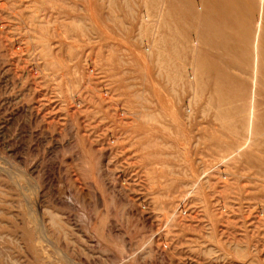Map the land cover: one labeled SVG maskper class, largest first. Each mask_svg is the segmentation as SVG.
I'll return each mask as SVG.
<instances>
[{"label": "rangeland", "instance_id": "rangeland-1", "mask_svg": "<svg viewBox=\"0 0 264 264\" xmlns=\"http://www.w3.org/2000/svg\"><path fill=\"white\" fill-rule=\"evenodd\" d=\"M167 7L0 0V264H264V125Z\"/></svg>", "mask_w": 264, "mask_h": 264}, {"label": "bare ground", "instance_id": "bare-ground-1", "mask_svg": "<svg viewBox=\"0 0 264 264\" xmlns=\"http://www.w3.org/2000/svg\"><path fill=\"white\" fill-rule=\"evenodd\" d=\"M163 3L166 5V2ZM166 10L170 16L175 15L181 24L183 17H191L193 25L197 26L196 32L198 35L201 33L200 39L192 41L195 47L190 52L193 51V61L199 69L198 84L202 83L205 76L214 82L213 95L207 106L214 107L217 99L218 103L223 100L233 107L244 92L243 96L249 95L252 102L251 122L264 125L263 116L254 118L256 109L264 106V0H201L196 7L194 0H168ZM143 20L148 22V17L144 16ZM168 32L172 36L168 38V43L182 46L179 40L182 38L180 32L183 31L178 28L177 31ZM184 37L186 39L187 36ZM205 45L212 51L207 60L200 51ZM146 52H150V47L146 48ZM206 65L212 68L208 74ZM194 79L190 74L189 80L194 82ZM193 84L190 83L191 86ZM224 84L228 87L225 88ZM247 99H244L246 104ZM261 135L264 136V133H259Z\"/></svg>", "mask_w": 264, "mask_h": 264}]
</instances>
